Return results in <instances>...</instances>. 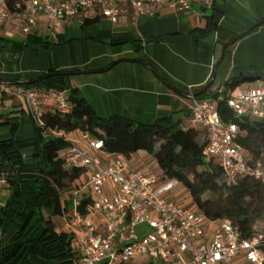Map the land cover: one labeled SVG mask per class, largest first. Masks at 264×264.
<instances>
[{"label":"crops","instance_id":"1","mask_svg":"<svg viewBox=\"0 0 264 264\" xmlns=\"http://www.w3.org/2000/svg\"><path fill=\"white\" fill-rule=\"evenodd\" d=\"M190 1L188 12L164 1L157 14L139 19L128 8L116 23L98 11H88L64 21L55 31L41 17L32 33L51 43L36 48L26 45L28 35L23 34L19 20L0 23V80L28 81L51 70H72L67 77L68 93L75 90L74 96L103 118L121 116L134 123L190 128V95L196 89L213 78L218 87L231 77L264 75V0H216L208 10L201 7V0ZM97 16L96 22L84 23L86 17ZM241 85L260 86L264 80ZM5 86L0 83V114L4 116L0 140L33 138L23 96L7 94ZM53 106V101L47 102V112H53ZM13 125H18L15 133ZM195 129L200 142L206 143V129L201 125ZM34 152L27 148L23 155L29 160ZM149 156L133 154L127 158L128 170H146L162 180L161 171H148L151 163H143ZM11 193L9 184L0 186V207ZM186 203L195 207L191 198ZM57 222L66 231V219L57 218ZM12 234L13 229L6 232L0 226V239L8 240Z\"/></svg>","mask_w":264,"mask_h":264},{"label":"built area","instance_id":"2","mask_svg":"<svg viewBox=\"0 0 264 264\" xmlns=\"http://www.w3.org/2000/svg\"><path fill=\"white\" fill-rule=\"evenodd\" d=\"M164 1L178 11L192 10L190 0H0V23L17 19L27 36L41 17L55 31L64 21L88 11H98L113 23L128 8L136 19L155 15ZM215 4L216 0H201L204 10ZM4 92L23 96L37 126H44L47 102L53 101V111L71 108L67 90L7 85ZM220 99L226 100L234 118L264 125V85H241L230 96L222 93ZM190 123L206 129L203 155L218 161L227 185L247 177L264 183V161L244 154L238 124L222 119L217 101L192 97ZM52 133L71 142L61 157L66 168L83 171L92 197L84 213L78 209L81 201L74 199L64 217L66 231L74 235V264H264V230L245 237L232 220L208 217L187 205L191 193L177 179L161 180L146 170L129 171L125 155L105 152L103 141L88 133ZM7 184L2 174L0 186ZM181 190L187 192L186 198L177 197Z\"/></svg>","mask_w":264,"mask_h":264},{"label":"trees","instance_id":"3","mask_svg":"<svg viewBox=\"0 0 264 264\" xmlns=\"http://www.w3.org/2000/svg\"><path fill=\"white\" fill-rule=\"evenodd\" d=\"M97 20L98 16L86 17L84 23ZM27 37L26 45L32 48L51 43L32 32ZM219 62L220 59L216 65ZM72 73V70H51L24 87L67 90L70 89L67 77ZM257 79L264 80V75L231 77L218 87L211 79L194 94L199 100L217 101L222 119L238 124V142L244 154L254 161H264V125L248 118H234L226 100L220 99L222 93L230 96L241 84ZM74 93L71 90L68 96L69 110L48 112L44 126L32 122L33 138L17 140L12 136L0 140V176L6 175L12 192L0 207V226L6 232L13 229L8 240L0 239V264H74L76 259L72 247L74 235L60 228L56 216L65 217L76 198L81 201L79 211L84 213L92 197L83 171L66 168L61 157L71 142L53 131L88 133L103 141L105 152L121 153L127 158L143 151L157 161L163 179H177L190 191L198 211L212 219L232 220L245 237L262 231L255 228V223L264 215V183L247 177L236 185H227L218 161L204 157L205 143L198 139L195 127L173 129L158 123H134L121 116L103 118ZM18 125L12 126L13 133ZM27 148L35 150L29 160L23 155Z\"/></svg>","mask_w":264,"mask_h":264},{"label":"rangeland","instance_id":"4","mask_svg":"<svg viewBox=\"0 0 264 264\" xmlns=\"http://www.w3.org/2000/svg\"><path fill=\"white\" fill-rule=\"evenodd\" d=\"M139 153L147 154V153H145L143 151H140ZM143 163H145V164L148 163L149 165L151 163V165L149 166L148 171H153L154 173H159L160 172L159 167H158V163L152 156L150 158L146 159L145 162L143 161ZM187 196H188L187 192L185 190H181L180 194L177 197L180 198V197H187ZM188 200H189V197H187V201ZM56 217L57 218H62L63 216L62 215H58ZM255 228L258 229V230H264V215L261 218L257 219V221L255 223Z\"/></svg>","mask_w":264,"mask_h":264},{"label":"water","instance_id":"5","mask_svg":"<svg viewBox=\"0 0 264 264\" xmlns=\"http://www.w3.org/2000/svg\"><path fill=\"white\" fill-rule=\"evenodd\" d=\"M215 78H213L214 80ZM39 80V78H35L32 80H28V81H19V80H0L1 84L4 85H29L32 84L33 82ZM191 97H195L196 95L193 93L190 95Z\"/></svg>","mask_w":264,"mask_h":264}]
</instances>
